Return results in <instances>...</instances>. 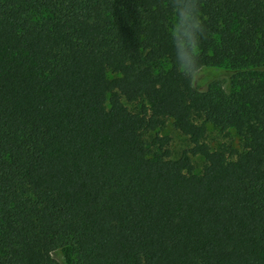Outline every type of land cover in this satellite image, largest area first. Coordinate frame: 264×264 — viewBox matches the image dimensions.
I'll list each match as a JSON object with an SVG mask.
<instances>
[{"label": "trees", "instance_id": "obj_1", "mask_svg": "<svg viewBox=\"0 0 264 264\" xmlns=\"http://www.w3.org/2000/svg\"><path fill=\"white\" fill-rule=\"evenodd\" d=\"M0 264H264V0H0Z\"/></svg>", "mask_w": 264, "mask_h": 264}, {"label": "rangeland", "instance_id": "obj_2", "mask_svg": "<svg viewBox=\"0 0 264 264\" xmlns=\"http://www.w3.org/2000/svg\"><path fill=\"white\" fill-rule=\"evenodd\" d=\"M219 73H214V78L219 80L222 85L225 87L228 84V78L230 72L223 68ZM213 76V75H212ZM115 75L108 74V78H114ZM205 77L207 82L211 81V77L205 76V74H201V76H197L199 80ZM205 85V84H204ZM123 104L127 106V108L131 111H136L137 106L135 104H129L126 101H123ZM207 142L210 145L211 149H216L220 144L225 143L230 145L233 149L238 152H242V143L240 138L237 136L233 129L226 130L225 132H219L217 129H214L211 125H207ZM159 135L161 137H168L170 139L169 149L172 152L171 158L176 160L180 157L183 151L190 148V144L188 142L187 137L182 135L180 132L174 129L172 125V121L168 120L164 128L157 130L155 132H150L146 134V141L150 143V140L155 136ZM151 152H156L155 149L150 148ZM193 165L195 167V174H200L203 167V160L200 157H195L192 159ZM55 258L60 260L59 255H54Z\"/></svg>", "mask_w": 264, "mask_h": 264}]
</instances>
